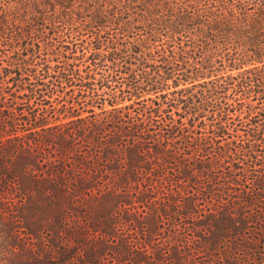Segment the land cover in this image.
I'll return each mask as SVG.
<instances>
[{
	"label": "trees",
	"instance_id": "16d2710c",
	"mask_svg": "<svg viewBox=\"0 0 264 264\" xmlns=\"http://www.w3.org/2000/svg\"><path fill=\"white\" fill-rule=\"evenodd\" d=\"M0 264H264V0H0Z\"/></svg>",
	"mask_w": 264,
	"mask_h": 264
},
{
	"label": "snow or ice",
	"instance_id": "6c2138e0",
	"mask_svg": "<svg viewBox=\"0 0 264 264\" xmlns=\"http://www.w3.org/2000/svg\"><path fill=\"white\" fill-rule=\"evenodd\" d=\"M224 2H227V0H224ZM232 4L237 6V7H240L243 3V0H231ZM191 3L194 5L195 4V0H191ZM209 7H214V5H209ZM260 65H253V67H259ZM171 81H169L170 83Z\"/></svg>",
	"mask_w": 264,
	"mask_h": 264
}]
</instances>
